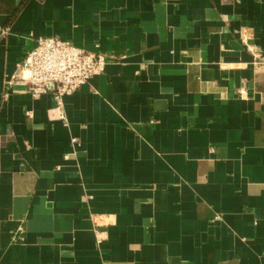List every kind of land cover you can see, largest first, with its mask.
Wrapping results in <instances>:
<instances>
[{
	"label": "crops",
	"instance_id": "obj_1",
	"mask_svg": "<svg viewBox=\"0 0 264 264\" xmlns=\"http://www.w3.org/2000/svg\"><path fill=\"white\" fill-rule=\"evenodd\" d=\"M0 25V264H264V0H0ZM47 35L107 57L62 106L17 80Z\"/></svg>",
	"mask_w": 264,
	"mask_h": 264
},
{
	"label": "built area",
	"instance_id": "obj_2",
	"mask_svg": "<svg viewBox=\"0 0 264 264\" xmlns=\"http://www.w3.org/2000/svg\"><path fill=\"white\" fill-rule=\"evenodd\" d=\"M8 29L0 25V37ZM98 47L96 44V50H87L58 35L40 36L19 63L18 68L24 69L26 76L17 80L25 83L33 96L50 93L62 106L65 95L73 94L92 76L104 71L107 57Z\"/></svg>",
	"mask_w": 264,
	"mask_h": 264
},
{
	"label": "bare ground",
	"instance_id": "obj_3",
	"mask_svg": "<svg viewBox=\"0 0 264 264\" xmlns=\"http://www.w3.org/2000/svg\"><path fill=\"white\" fill-rule=\"evenodd\" d=\"M24 71V70H23ZM22 76H26V72L24 71L23 75Z\"/></svg>",
	"mask_w": 264,
	"mask_h": 264
}]
</instances>
